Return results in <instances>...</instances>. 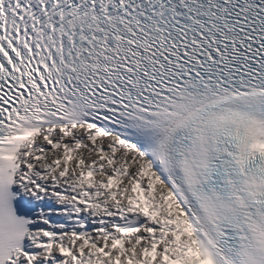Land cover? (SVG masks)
<instances>
[{"label":"snow or ice","instance_id":"obj_1","mask_svg":"<svg viewBox=\"0 0 264 264\" xmlns=\"http://www.w3.org/2000/svg\"><path fill=\"white\" fill-rule=\"evenodd\" d=\"M0 264H264V0H0Z\"/></svg>","mask_w":264,"mask_h":264}]
</instances>
